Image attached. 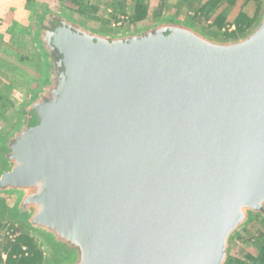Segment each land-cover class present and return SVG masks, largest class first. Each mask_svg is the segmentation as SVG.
Wrapping results in <instances>:
<instances>
[{
    "label": "water",
    "instance_id": "1",
    "mask_svg": "<svg viewBox=\"0 0 264 264\" xmlns=\"http://www.w3.org/2000/svg\"><path fill=\"white\" fill-rule=\"evenodd\" d=\"M49 14L0 172L44 264H227L264 219V10L225 41L175 17L108 34L45 12L37 26Z\"/></svg>",
    "mask_w": 264,
    "mask_h": 264
},
{
    "label": "rangeland",
    "instance_id": "2",
    "mask_svg": "<svg viewBox=\"0 0 264 264\" xmlns=\"http://www.w3.org/2000/svg\"><path fill=\"white\" fill-rule=\"evenodd\" d=\"M20 1L21 6L17 11L7 14L8 20L13 19L11 25L4 29V24H0V96L3 97L0 100V172L7 152L5 141L24 121L21 111L32 99L42 78L40 51L31 36L38 23V15L40 19L45 12H58L86 27L108 34L139 31L165 17H175L194 25L207 36L222 41L240 38L254 27L235 38L226 37L228 31L216 29L212 25V18H207L209 11L199 12L208 0H77L81 7L74 5L71 0ZM136 3H143L148 8V16L141 23L130 21L131 10ZM120 17H127L128 20L121 28L113 27ZM15 200L14 194L0 195V264H6V260L3 262L1 259L6 254L4 247L24 231H28L39 242L44 258L49 257L47 244L22 222L11 217L10 209ZM263 242L262 220L254 216L246 227L232 237L228 258L251 264L247 256L255 257Z\"/></svg>",
    "mask_w": 264,
    "mask_h": 264
},
{
    "label": "trees",
    "instance_id": "3",
    "mask_svg": "<svg viewBox=\"0 0 264 264\" xmlns=\"http://www.w3.org/2000/svg\"><path fill=\"white\" fill-rule=\"evenodd\" d=\"M71 2L79 7L82 6L78 5L79 3H77V0H71ZM263 7L264 0H208L199 9V12L209 11L210 15L207 18H212V25L218 30H221L226 26H234L235 29L233 31L226 32V37L235 38L238 35L244 34L256 24L264 10ZM147 16V6L143 3H136L131 10L130 21L141 23L147 18ZM37 17V22H39V15ZM192 19L193 21H195V18ZM34 39L36 40L35 36ZM39 60L41 61V57L39 58ZM0 100H3L2 96H0ZM24 111L25 110L22 109V114L24 113ZM262 225L264 227V219H262ZM23 247H26L25 251L23 250ZM3 250L7 254L6 264L45 263V258L43 252L39 247V242L28 231L20 233V235L13 242L8 243ZM247 258L248 260H250L251 264H264V242L255 257L247 256ZM227 264L249 263L229 257Z\"/></svg>",
    "mask_w": 264,
    "mask_h": 264
},
{
    "label": "crops",
    "instance_id": "4",
    "mask_svg": "<svg viewBox=\"0 0 264 264\" xmlns=\"http://www.w3.org/2000/svg\"><path fill=\"white\" fill-rule=\"evenodd\" d=\"M21 6V1L20 0H0V24L3 23L5 28H7V25H11V22L13 19L8 20L7 19V14L11 13L13 11H17L18 7ZM2 20V21H1ZM34 33H32V37L36 36V29H37V24L35 26ZM2 34V33H1ZM36 40H35V45H36ZM37 46V45H36Z\"/></svg>",
    "mask_w": 264,
    "mask_h": 264
},
{
    "label": "flooded vegetation",
    "instance_id": "5",
    "mask_svg": "<svg viewBox=\"0 0 264 264\" xmlns=\"http://www.w3.org/2000/svg\"><path fill=\"white\" fill-rule=\"evenodd\" d=\"M58 21L59 20H57V18H53L50 14L47 17L43 16V22L39 26H37V29H36V33H37L36 41H40L41 36L45 32L51 31L54 28V25H56V23H58ZM26 116H27V114L24 111V113L21 115V117L24 121L26 120Z\"/></svg>",
    "mask_w": 264,
    "mask_h": 264
},
{
    "label": "built area",
    "instance_id": "6",
    "mask_svg": "<svg viewBox=\"0 0 264 264\" xmlns=\"http://www.w3.org/2000/svg\"><path fill=\"white\" fill-rule=\"evenodd\" d=\"M128 20V18L127 17H120V19H118L114 24H113V27H115V28H121V27H123L124 26V24H125V22ZM235 28H234V26H226V27H223L221 30L222 31H228V32H231V31H233ZM15 239H12V241H14ZM23 250L25 251L26 250V248L25 247H23ZM2 261L3 262H5V260L7 259V255L6 254H3L2 255Z\"/></svg>",
    "mask_w": 264,
    "mask_h": 264
}]
</instances>
